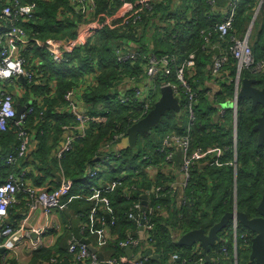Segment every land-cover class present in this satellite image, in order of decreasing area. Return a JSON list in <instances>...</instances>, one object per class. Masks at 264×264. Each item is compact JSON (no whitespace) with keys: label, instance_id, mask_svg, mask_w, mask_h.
Returning a JSON list of instances; mask_svg holds the SVG:
<instances>
[{"label":"trees","instance_id":"obj_1","mask_svg":"<svg viewBox=\"0 0 264 264\" xmlns=\"http://www.w3.org/2000/svg\"><path fill=\"white\" fill-rule=\"evenodd\" d=\"M255 1L247 0L237 14L232 31L237 38L242 39L248 33L247 25L252 21L253 14L248 15V12ZM25 2L37 4L36 14L31 19L19 23L29 37L42 41L48 39L66 41L62 52L58 54H52L38 45L23 51L26 68L38 73L33 82H26L32 93L42 89L45 95L43 105L33 104L34 110L28 115L23 126L29 135L33 134L38 141L34 161L31 162L38 173L31 172L29 178L36 186L46 185L47 175L51 176L52 167L59 164L65 179L73 181L70 197L65 199L68 208L63 212L69 229L65 228L54 246L36 250L29 264L49 263L52 258H56L58 264H88L77 262L76 255L69 252V242L74 239L71 229L73 219L88 222L83 236L91 240L88 246L91 253L102 252L106 259L126 255V248L121 247L119 243L127 238L129 232L139 235L140 231L137 222L129 220L128 212L133 203L140 200L144 194L149 197L147 210L160 209L151 216L155 227L149 239L141 241V245L148 244L147 248H155L160 256L156 259L148 257L145 264H199L202 254H198L193 246L177 245L173 235L180 238L196 229L203 228L209 231L226 213L234 209L236 203L238 210L250 218L257 216V207L264 193V144H259V133L255 126L263 108L261 105H253L248 98L239 100L237 141L234 138L232 113L228 111L223 119H216L218 108L210 106V99L202 90L211 79L208 72L216 54L214 49L203 48L204 38L201 31L213 30V42L220 40L218 32L214 31V26L220 22V15L206 16L209 3L207 4L205 0H156L151 10L143 12L141 21L136 25L118 26L115 29L103 26L92 30L93 36L86 42L66 45L70 40L78 38L79 25L82 21V16L72 1L25 0ZM96 2L98 13L106 10L109 12L121 4L118 0ZM3 4L2 2L0 10ZM210 7L214 8L211 5ZM174 26L179 30L175 38H172L169 31ZM254 27L258 29V37L252 48L256 60L264 61V1ZM227 41L228 38L222 43L224 49L231 53L230 43ZM119 45L131 47L145 56H149L150 53L158 57L175 55L179 60L191 54L196 56L194 73H187L191 88L199 93V99L194 105L196 121L192 129V138L194 145L204 148L205 155L201 162L193 167L191 179L184 192L187 199L185 204L178 201L175 193V177L171 173L169 176L163 174V169L169 170L165 154L157 151L164 135L185 131L184 124L183 127L179 124L180 115L173 111L168 112L161 123L153 128L152 134H139L136 148L120 151L119 157L114 152V148L120 142V139L115 140V136L120 138L123 134L127 135L129 127L145 116L138 110L144 103L133 100L125 105L120 99V92L133 94L134 88L125 84L126 80L129 81L132 77H135L139 84L143 83L147 59L142 58L134 63H119L115 54V48ZM236 72V60L230 58L225 66V75L229 74L234 78ZM89 76H93L94 80L90 81ZM242 77L254 78L257 87L264 88V70L259 73H250L246 70L243 71ZM164 82L175 84L177 82L175 71L169 78L161 74L154 80L157 93L151 97L153 105ZM218 84L220 89L223 88L221 96L219 95L221 102L234 97V83L223 80L222 85L220 81ZM49 89L52 91L46 95ZM72 90L81 96L87 113L106 112V124L91 123L86 135L76 140L73 149L58 161L54 151L59 147L66 127L77 122L75 115L68 111L71 108L66 96ZM182 101L183 111L186 100ZM19 131L20 128L12 124L11 129L0 132V165L5 163L10 155L17 156L21 144ZM143 137L145 139L142 140ZM19 162L22 165L30 163L27 156L20 158ZM149 162L158 169L156 176L151 175L147 169ZM205 162L207 166L200 167V164ZM95 164L99 167L103 181L114 182L113 189L103 193L110 200L108 211L101 209L100 201L88 200L92 194L91 186H100V183L91 182L87 177L89 167L95 168ZM19 166L21 165H7L0 168L1 178L6 179L11 173H20ZM159 185L166 188L156 195L152 189ZM128 192L132 196L130 199L126 198ZM23 203L25 204V201ZM11 207L9 213L12 211ZM92 209L98 210V215L104 217L105 224L90 220ZM105 227H108L112 236H116L115 239L111 241L100 239V231ZM220 235V241L209 251L212 259L210 261L204 259L203 264H233L234 258L231 255L236 248L232 225L221 231ZM253 237L254 234L250 230L239 228L236 246L238 264H257L250 259ZM223 249L228 251L230 257H226ZM140 250L134 248V255ZM173 255H177L180 261L174 259ZM6 264L18 263L11 259Z\"/></svg>","mask_w":264,"mask_h":264},{"label":"built area","instance_id":"obj_2","mask_svg":"<svg viewBox=\"0 0 264 264\" xmlns=\"http://www.w3.org/2000/svg\"><path fill=\"white\" fill-rule=\"evenodd\" d=\"M71 1L76 6L77 11L81 14L82 21L79 25L78 38L74 41L71 40L66 45L75 44L77 42H86L93 36L92 30L102 28L103 26L115 29L118 26L128 27L136 25L141 21L143 12L145 10H151L153 2L156 0H136L134 3H131L129 0H118L121 3L118 8L109 10V12L106 10L100 13L97 12L98 6L96 0ZM2 2L4 3V7L0 11V80L4 82L5 80H13L16 77L24 76L27 82L31 83L35 77H38V73L26 68V58L23 55V51H25L28 47L31 48L34 45H38L50 51L52 54H58L62 52L64 44L62 46L61 41L55 39H48L46 41L32 39L29 37L24 27L19 25L20 21H27L36 14L37 4L35 2H25V0H2ZM208 3L212 7H215L216 0H209ZM239 3L240 0L230 1V11L224 16L222 22L216 24L214 29V31L218 32L220 38L224 41L228 38L227 42L230 43L231 53L226 49H224L222 53L220 51L219 55L216 54L213 57V64L210 68L211 74L217 84L218 81L222 80H228L234 83L235 95L232 101L229 103H223L228 106H222L218 113L220 116L219 118L223 119L228 109L232 107L234 114L233 130L236 141L238 124L237 111L239 102L236 98V83H238L239 77H242V73L245 70L250 73H259L264 70V61L256 60L254 50L250 43L249 34L242 39L237 38L232 34L238 14ZM202 36L204 38L203 48L208 50L214 49V42L212 39L213 31L204 32L202 33ZM115 54L117 61L121 64L127 62L134 63L142 58L147 59V64L144 69L145 80L143 83L139 84L135 77H132L131 80H126L125 84H128L127 86L131 85L134 88L133 94L130 95L120 92V99L125 105L133 100L144 103L141 108H138L139 112L144 115H146L153 107L151 97L157 93L154 80L161 74H163L166 78H169L175 71L177 82L175 84H172L171 82H164L163 86L171 85L176 96L180 99L181 104L183 102L182 100H186L184 118H187V124L184 126L185 131L183 133L172 132L164 135L161 139V145L157 148V151L165 154V161L169 169L175 167L176 156L181 153L183 159L180 166V173L182 176L181 187L184 192L191 179L193 167L200 163L205 155L204 148L202 146L194 145L192 138V129L196 121L194 105L199 99V93L191 88L187 73H194L196 69V56L195 54H191L183 60H179L175 55H164L158 57L155 54H150L149 56H145L131 47L123 45L116 46ZM230 58L235 59L237 64V72L234 78L230 77L229 74L225 75V66L229 63ZM144 84L148 85L150 88L147 92H144L145 89L141 87ZM77 96V93L72 90L67 93L66 98L69 101L70 108L76 117L78 133L74 137L70 138L59 149V159H62L65 153L73 149L74 142L76 140L81 139L86 135L91 123H95L97 125L106 124V112L104 111L97 114H89L86 110H83L82 112L79 111L78 105L80 104L76 99ZM33 110V107L30 106L21 115V120L16 121L17 109L14 97L11 92H8L3 87H0V132H5L11 129L12 124L20 128L18 137L21 140V144L18 148V154L17 156L10 155L6 161L7 165H17L19 159L26 156L29 147L28 138L30 135L23 126L28 115L31 114ZM118 137L119 136H115V140L118 141L120 139L121 141V139L126 137V135L123 134L122 137ZM115 154L118 157L121 155L120 151L115 152ZM145 159L147 160L148 157H145ZM94 166L96 167H89L87 177L92 180L101 179L102 177L98 165L95 164ZM147 169L154 170V167L150 162ZM113 187L114 182L112 181H102L100 186L92 185V194L88 197V200L100 201L102 203L101 209L108 211L110 200L108 197L103 195V193L111 191ZM72 188L73 181L66 180L65 178H63L62 182L55 188L50 189L36 186L27 179L26 171H21L17 174L11 173L7 180L0 184V264L8 263L10 260L9 253L13 252L16 245L24 239L34 236L33 250H38L44 247H49L45 245L44 240H42V237L46 232L56 230V235L58 236L62 231H60L62 227L55 224H48L40 229H28L24 223L18 226L9 224L7 222L9 209L12 205L18 202V194L20 191L25 193L26 204L28 205L30 211L41 209L45 215L49 216L54 212H62L68 208V204L65 199L70 197ZM165 188V186L159 185L154 187L152 192L159 195L165 190ZM183 192L180 201L185 204L187 199L183 195ZM131 197V193L128 192L126 194V198L130 199ZM147 205L144 206L143 200L140 199L133 203L128 212L129 220L137 222L140 229L143 230V239H141L138 234L135 235L134 233L129 232L127 234V238L119 243L121 247L126 249H142L138 254H135L136 256H133L132 254V256L129 257L126 254L119 258H105L104 262H102L99 259L97 252L91 253L87 245L77 240H71L69 242V252L75 254L77 262L80 263L145 264L148 256L143 254L144 249L142 248L141 241L149 239L150 233L155 227V224L151 220V216L155 211H160L158 208H150L147 210ZM89 218L91 221L96 220L105 224L104 217L98 215L97 209H92ZM82 226L84 232L88 227V222L84 220V222H82ZM238 231L237 234H234L235 248L237 246ZM100 234V239L103 241H111V239L116 238V236H112L110 234L108 227L101 230ZM241 237H243V235H241ZM2 248L5 249L4 253L1 252ZM223 251L225 254L228 253L226 249H223ZM173 258L178 259V256L173 255ZM199 261V264H203V257H201ZM45 264H58V262L56 258H52L49 263Z\"/></svg>","mask_w":264,"mask_h":264},{"label":"crops","instance_id":"obj_3","mask_svg":"<svg viewBox=\"0 0 264 264\" xmlns=\"http://www.w3.org/2000/svg\"><path fill=\"white\" fill-rule=\"evenodd\" d=\"M230 1L227 2V0H222L220 2L219 0H216L215 7L211 8L210 5L208 4L209 0H205V2L210 7V9L208 7V9L206 11V16L210 17L211 15H214V16H219L220 15V20L219 21L222 22L224 16L230 11V8H231V6L229 5ZM246 1L247 0H240L239 6H238V14L243 9L244 3H246ZM262 4H263L262 0H256L255 4L251 6V9L248 12V15H250V13H253L252 14V20L254 18L257 20L259 18ZM1 5H2V0H0V8H1ZM259 7H260V9L257 12ZM256 20H255V22H256ZM220 22H218V23H220ZM251 23H252V21L250 22V24L247 25L248 26V30L250 29ZM215 26H214V29H215ZM178 30H179V28L174 26V28L171 31H169V35L172 38H175L174 36H176V32ZM210 31H213V30H210ZM204 32L205 31L202 30L201 34L204 33ZM219 39H220L219 41L214 42V49L219 48V50L222 53L223 50H224V46H223V43H222L223 39H221L220 36H219ZM150 54H153V53H150ZM215 54H217L216 51H215ZM208 74L209 75L211 74V70H210V72H208ZM20 78L21 77H16L13 80H5L4 82H0V87H3L8 92L12 93V95L14 97V100H15L16 109H17L18 105H20L21 107H27L28 105H30L32 107L34 103L35 104H39V105H43L44 104V96L45 95H43L42 89H37V93H32V90H30L28 83L26 81L22 82ZM89 78H90V81L94 79L93 76L92 77L89 76ZM209 79H210V76H209ZM141 87L143 89H145L144 92H147V90L150 89L149 86L146 85V84L142 85ZM51 88L53 89V86H51ZM202 90H203V92L207 93V95H208V97L210 99V101H209L210 106H213L216 109L219 107L217 112L220 110L221 104L229 103L233 99V98H231V99L228 98L227 100H225V102H221L219 100L218 92L220 90V87H219V84H217L216 81L214 80L212 74H211V79L208 80V82L204 86V89H202ZM51 91L52 90L49 89L48 92H46L47 93L46 95H49L51 93ZM76 98H77L78 103L80 104V105H78L79 106V111L82 112L83 110H86L84 102H83L81 96L78 95ZM68 111L70 113L74 114L71 109H69ZM177 115L181 116V120H179L180 126L183 127V124L185 126L187 124V118H184V116H185L184 115V110L182 111V109H181V112L177 113ZM218 115H219V113H217L216 116H218ZM218 119L220 120V118H218ZM77 133H78L77 122H76L75 125L68 126V128L65 130L63 138H62V140L59 143V147L54 151L58 161L61 160L58 157L59 149L70 138L74 137ZM28 141H29V147H28V151L26 153V156H27L28 161H30V163H27L26 165H22V163L20 164V162H19L18 165H21V166H19V169L21 171H26L27 179L29 181H32L29 178V174H31V172H36V174L38 173L37 171H35V169H36L35 166L31 163V162L34 161V152H35V150H36V148L38 146V141L36 140V138L34 137L33 134H31L29 136ZM122 145L123 144H122V139H121V141L117 144V147L114 148V152H119V151L127 150V149L131 148V147H128L127 149H124ZM0 151H1V148H0ZM6 161H5V163L0 165V168L7 166ZM182 161H183L182 155H181V153H179L176 156V165H175V167L172 168V169H169V170L167 168L162 170L163 174L169 176L170 173H171L175 177L176 180L174 182V189H175V193L177 195L178 201L181 200V196H182V192H183L182 191V187H181L182 176H181V173H180V166L182 164ZM201 165H204V166L202 167ZM200 166L202 168H205L207 166V162L201 163ZM54 167L57 168V172L60 175H62L63 178H65L64 174H63V170L60 167V165L58 164L57 166H53L52 167L51 176L47 175V177H46L47 178L46 179V181H47L46 185H42L41 187H45V188H50L51 189V188L58 187V184H60L58 179H57V177L53 174ZM108 170H109V167H108ZM149 171H150L151 175H155V176L158 173V169H156V168H154V170L151 169ZM6 180H7V178L6 179H2L1 176H0V184L5 182ZM103 180H104L103 177L101 179H98V180L90 179L91 182H94V183H97V184L101 183ZM20 192H22V194L20 193V195L18 197V202L11 207L12 211L9 213V216L7 218V222L9 224L14 225V226H18V225L24 223L25 226L28 229H40V228H43L44 226H46L48 224H55V225L61 226L62 228L60 229V231L61 230L62 231H61V233L58 236L56 235L57 231L56 230H52V231L46 232L44 234V236L42 237V240H44L45 245L50 246V247L54 246L57 243L58 237L61 234H63L65 228L67 227L66 229H69V227H70V226L68 227V222H67V220L64 217V213H63L64 211H62V212H54L53 214H51L49 216L45 215L41 209H38V210H35V211H30V209L28 208V205L26 204V200H25L26 199V195H25V193L23 191H20ZM184 192H183V195H184ZM141 199L144 201L143 197ZM148 200H149V197L147 199V202H148ZM24 201H25V204L23 203ZM82 222H84V221H80L79 222V227H80V232L83 235ZM71 227H72L71 229H72V234H73V224H72ZM169 229H171L170 231L173 233L172 228L169 227ZM206 232H208V231H206ZM33 238H34V236L29 237L27 239H24L22 242H19L16 245L15 250L13 252L9 253L10 260L14 259L18 264H29L31 262V260H32L33 253L36 251V250H33ZM73 238H74V236H73ZM220 239H221V235H219L216 243H218L220 241ZM73 240H76V239L74 238ZM214 245H212V246H214ZM146 246H148V244H145V246L142 245V248L144 249L145 253L147 251H151L152 252V256L150 257L151 259L152 258L153 259L159 258L160 254H158L156 252L155 248H152V247H148L147 248ZM191 246H193L195 248V251L198 254H200V255L202 254L203 259H206L207 261H210L212 259L210 257V254H209L210 250L207 252L206 256L204 255V248H203V246H202V244L200 242H197V243H195V244H193ZM145 253H144V255H145ZM132 254H133V256H136V255H134L133 250H132ZM225 255H226V257H230L229 253H227ZM231 256H232V258H234L233 264H238L236 251L233 252ZM178 260L180 261V258H178Z\"/></svg>","mask_w":264,"mask_h":264},{"label":"water","instance_id":"obj_4","mask_svg":"<svg viewBox=\"0 0 264 264\" xmlns=\"http://www.w3.org/2000/svg\"><path fill=\"white\" fill-rule=\"evenodd\" d=\"M264 0H262L263 2ZM258 8L257 12L259 11ZM255 18L252 20L249 36L251 34L252 28L255 24ZM217 55H219V48L215 49ZM22 78V77H21ZM236 98L245 99L248 98L252 101L253 105H261L262 113L261 116L257 119V124L255 126V130L259 133V144L262 145L264 143V88H258L256 85V79L254 78H245L239 77L238 83H236ZM27 107L17 106V115L16 121L21 120V115L27 110ZM222 106H228L227 104H221ZM182 109V105L180 99L176 96L174 89L171 85L162 86L159 90V97L157 101L154 103L152 109L139 121L133 123L129 129L127 130V136L122 139V146L124 149L128 147L136 148L138 144V136L140 133H150L153 128L157 127L163 117L170 111L175 113H180ZM220 116H216L218 119ZM155 137V134L152 135ZM202 167L204 165H201ZM200 166V167H201ZM235 167L237 168V162ZM53 174L57 177L59 183L62 182L63 177L57 172V168L54 167ZM143 205H147L148 195L144 194L143 196ZM110 215H107L109 219ZM79 220L74 219L73 224V236L77 241L84 243L89 246L91 244V240L85 238L80 232ZM232 225L234 234H237L238 228H246L250 230L254 237L252 238L251 244V255L250 259L255 261L257 264H264V194L261 198V201L257 207V216L254 218H250L243 211L238 210L237 203L234 206V209L231 212L226 213L222 219L214 224L208 232L202 229L192 230L184 235H182L177 241L176 244L179 246H191L197 242H200L204 248V255L206 256L207 252L210 250L211 246L214 245L221 233L226 227ZM171 230V229H170ZM140 238L143 239V230L140 229ZM1 252L4 253L5 249L2 248ZM237 252V247H236ZM127 255L132 256V249H126ZM145 256H152L151 251H147ZM99 259L104 262L105 256L103 253L98 252Z\"/></svg>","mask_w":264,"mask_h":264},{"label":"rangeland","instance_id":"obj_5","mask_svg":"<svg viewBox=\"0 0 264 264\" xmlns=\"http://www.w3.org/2000/svg\"><path fill=\"white\" fill-rule=\"evenodd\" d=\"M248 32H249V30H248ZM253 32V33H252ZM248 34V33H247ZM251 34H252V37H251ZM251 34H250V37H251V45L253 46V42H255V40L257 39V37H258V31H257V29L255 28V27H253L252 28V31H251ZM61 41V40H60ZM71 41V40H70ZM69 41V42H70ZM61 43H62V46H63V44H65L66 43V41H61ZM246 71V70H245ZM20 77H22V78H20L21 79V81L22 82H24V81H27L26 80V78L24 77V76H20ZM94 80V79H93ZM223 81V80H222ZM222 81H220V83H221V85H222ZM220 92H223V88L221 89V91ZM219 95L221 96V93H219ZM153 97V96H152ZM240 100V99H239ZM207 108V107H206ZM228 111H230L231 113H232V115H233V129H234V114H233V109H232V107H230L229 109H228ZM227 111V112H228ZM224 118V117H223ZM153 133V132H152ZM151 132H150V134H152ZM143 139H145L144 137L142 138V140ZM192 171H193V169H192ZM192 173V172H191ZM172 237H174V240L175 241H177L179 238H177V237H175V235H173Z\"/></svg>","mask_w":264,"mask_h":264},{"label":"flooded vegetation","instance_id":"obj_6","mask_svg":"<svg viewBox=\"0 0 264 264\" xmlns=\"http://www.w3.org/2000/svg\"><path fill=\"white\" fill-rule=\"evenodd\" d=\"M264 144V143H263ZM264 194V193H263Z\"/></svg>","mask_w":264,"mask_h":264}]
</instances>
